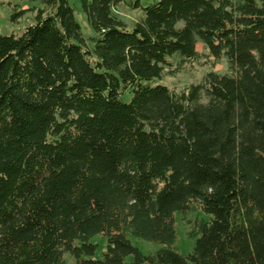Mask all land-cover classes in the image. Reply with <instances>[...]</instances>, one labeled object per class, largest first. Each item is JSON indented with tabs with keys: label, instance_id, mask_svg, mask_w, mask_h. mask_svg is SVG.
Masks as SVG:
<instances>
[{
	"label": "trees",
	"instance_id": "16d2710c",
	"mask_svg": "<svg viewBox=\"0 0 264 264\" xmlns=\"http://www.w3.org/2000/svg\"><path fill=\"white\" fill-rule=\"evenodd\" d=\"M37 1L0 34V264H264V0H80L89 38L69 0ZM199 43L226 73L155 83Z\"/></svg>",
	"mask_w": 264,
	"mask_h": 264
},
{
	"label": "rangeland",
	"instance_id": "374dc122",
	"mask_svg": "<svg viewBox=\"0 0 264 264\" xmlns=\"http://www.w3.org/2000/svg\"><path fill=\"white\" fill-rule=\"evenodd\" d=\"M143 4L150 2V0H141ZM70 6L73 8L74 17L79 24L82 36L84 38L94 37L95 32L87 23L85 14L82 11L80 0H69ZM42 5L37 0H0V34L2 35H16L19 36L23 30L35 22V16L38 9ZM23 11L22 15L16 14ZM114 14L122 20L128 27H132L135 21L142 16L141 10H133L126 5H119L114 9ZM182 23L178 24L180 27ZM197 51L201 54L200 58L194 62L183 65L177 73L165 74L161 80H156V84H162L177 92L184 90L191 84H197L202 81L203 77L210 71L223 74L228 71V64L223 57L215 60L207 56V51L199 43L197 44ZM130 95L126 94L125 101H128ZM198 219H208L198 207L183 219L179 214L174 216V228L176 232L175 250L186 255L189 253L194 245V240L190 237L192 223ZM188 220L190 223H188ZM132 245L138 248L145 255L151 254L159 246H154L151 243L143 240H138L129 237ZM98 245L95 258H102L106 251L105 240L101 236H95L91 240ZM65 264H74V260L69 256H64Z\"/></svg>",
	"mask_w": 264,
	"mask_h": 264
}]
</instances>
